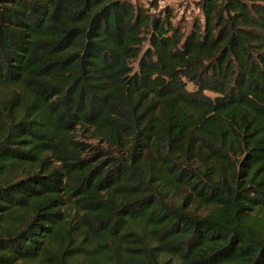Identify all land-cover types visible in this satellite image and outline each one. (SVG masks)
Returning <instances> with one entry per match:
<instances>
[{
  "label": "trees",
  "instance_id": "obj_1",
  "mask_svg": "<svg viewBox=\"0 0 264 264\" xmlns=\"http://www.w3.org/2000/svg\"><path fill=\"white\" fill-rule=\"evenodd\" d=\"M195 6L0 0V264H264V0Z\"/></svg>",
  "mask_w": 264,
  "mask_h": 264
},
{
  "label": "rangeland",
  "instance_id": "obj_2",
  "mask_svg": "<svg viewBox=\"0 0 264 264\" xmlns=\"http://www.w3.org/2000/svg\"><path fill=\"white\" fill-rule=\"evenodd\" d=\"M131 1L139 5L142 3L145 4L147 0H131ZM198 1L199 0H160V5L162 6L167 4L172 5L174 7L175 15L178 19L185 16L187 17L188 19L187 26L189 27L192 17H195L199 13L195 6ZM188 89L193 90V86L189 85ZM207 94L213 97V95L209 93Z\"/></svg>",
  "mask_w": 264,
  "mask_h": 264
}]
</instances>
